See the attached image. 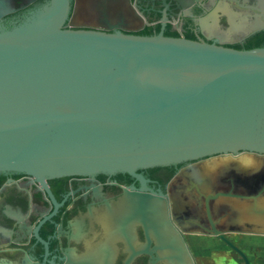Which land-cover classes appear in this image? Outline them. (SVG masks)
Listing matches in <instances>:
<instances>
[{
  "label": "water",
  "instance_id": "1",
  "mask_svg": "<svg viewBox=\"0 0 264 264\" xmlns=\"http://www.w3.org/2000/svg\"><path fill=\"white\" fill-rule=\"evenodd\" d=\"M165 8L156 35L64 28L70 0H46L0 27V188L9 182L28 192L34 184L35 264H55L56 223L71 203L94 208L125 193L135 197L138 221L174 249L165 202L151 194L168 192L184 165L264 156V45L241 50L165 36ZM192 174L187 191L204 195L207 209L223 199L231 220L242 221L228 200L244 199L264 223V175L246 180L254 187L240 194L203 192ZM213 234L249 264L223 233ZM175 259L193 264L186 248Z\"/></svg>",
  "mask_w": 264,
  "mask_h": 264
},
{
  "label": "flooded vegetation",
  "instance_id": "2",
  "mask_svg": "<svg viewBox=\"0 0 264 264\" xmlns=\"http://www.w3.org/2000/svg\"><path fill=\"white\" fill-rule=\"evenodd\" d=\"M44 3L46 0H0V27ZM164 7L165 36L241 50L264 45V0H70L63 27L156 35ZM256 163H264V156H216L184 165L173 175L168 192L151 194L165 202L163 215L170 222L165 231L176 238L174 249L169 240H158L151 228L138 221L137 210L131 207L134 195L125 193L94 208L77 209V203H71L67 218L56 223L55 264H177L175 257L184 248L193 264H229L233 259L244 264L241 255L213 234L214 230L237 246L249 264H264V244L256 239L264 234L240 231L264 228V223L248 213L249 201L228 200L243 211L245 220L235 221L225 210L223 199H210L207 209L204 195L187 191V177L195 172L203 192L233 190L242 194L248 186L254 187L246 180L264 175ZM33 192L34 184L28 192L9 182L1 185L0 264H35L28 242ZM217 208L227 215L221 223L217 222Z\"/></svg>",
  "mask_w": 264,
  "mask_h": 264
},
{
  "label": "crops",
  "instance_id": "3",
  "mask_svg": "<svg viewBox=\"0 0 264 264\" xmlns=\"http://www.w3.org/2000/svg\"><path fill=\"white\" fill-rule=\"evenodd\" d=\"M256 239H259L260 240L259 242H263V244H264V236L256 237ZM253 247H256L257 248L256 245H253Z\"/></svg>",
  "mask_w": 264,
  "mask_h": 264
},
{
  "label": "rangeland",
  "instance_id": "4",
  "mask_svg": "<svg viewBox=\"0 0 264 264\" xmlns=\"http://www.w3.org/2000/svg\"><path fill=\"white\" fill-rule=\"evenodd\" d=\"M235 256V255H234ZM229 264H238V261H236V259H233L232 261H230Z\"/></svg>",
  "mask_w": 264,
  "mask_h": 264
}]
</instances>
